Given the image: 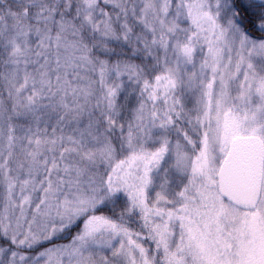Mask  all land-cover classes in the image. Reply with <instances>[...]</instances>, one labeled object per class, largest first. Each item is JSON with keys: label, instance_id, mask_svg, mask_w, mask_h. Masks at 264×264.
Returning <instances> with one entry per match:
<instances>
[{"label": "snow or ice", "instance_id": "6c2138e0", "mask_svg": "<svg viewBox=\"0 0 264 264\" xmlns=\"http://www.w3.org/2000/svg\"><path fill=\"white\" fill-rule=\"evenodd\" d=\"M0 264H264V0H0Z\"/></svg>", "mask_w": 264, "mask_h": 264}]
</instances>
